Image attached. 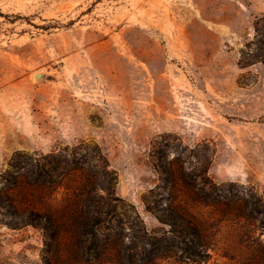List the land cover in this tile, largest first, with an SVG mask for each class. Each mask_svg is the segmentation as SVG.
<instances>
[{
    "label": "rangeland",
    "instance_id": "374dc122",
    "mask_svg": "<svg viewBox=\"0 0 264 264\" xmlns=\"http://www.w3.org/2000/svg\"><path fill=\"white\" fill-rule=\"evenodd\" d=\"M261 17L264 0H0V264H98L70 258L86 174L99 194L113 175L125 244L136 212L168 229L145 205L169 194L195 222L207 254L152 264L263 262L264 63L238 64Z\"/></svg>",
    "mask_w": 264,
    "mask_h": 264
},
{
    "label": "trees",
    "instance_id": "16d2710c",
    "mask_svg": "<svg viewBox=\"0 0 264 264\" xmlns=\"http://www.w3.org/2000/svg\"><path fill=\"white\" fill-rule=\"evenodd\" d=\"M251 61L264 63V17L257 18L253 36L247 39L240 49L238 64L242 67L250 64ZM161 155L164 154L161 152ZM77 161L78 159H71L73 169H81ZM113 180L112 175L106 184H102L104 193L99 194L95 191L98 185L96 178L92 174H86L87 187L79 193L67 216L73 246L76 249H82L81 253L75 252L70 257L74 263H88L90 258L85 256V253L90 250L94 253L98 264L102 262L104 264H152L156 259L175 254L177 251L185 253L188 257L207 254L206 244L196 241L200 236V230L191 217L177 208L170 194L166 196L165 206L160 209L156 206L150 207L149 203L145 205L146 210L153 213L159 222L168 226V229L155 237L147 230L136 212V222L130 229V241L125 244L122 219L115 213L116 203L121 201V198L112 188ZM163 180L166 184L173 182L171 174H165ZM32 182L36 180L32 178ZM155 209L160 212H156ZM29 215L34 216L32 219L43 230L54 229L50 232V236L56 237L58 220L55 217L45 211H32ZM147 245L150 247V253L145 258L142 251ZM244 264H264V260Z\"/></svg>",
    "mask_w": 264,
    "mask_h": 264
},
{
    "label": "water",
    "instance_id": "95a60500",
    "mask_svg": "<svg viewBox=\"0 0 264 264\" xmlns=\"http://www.w3.org/2000/svg\"><path fill=\"white\" fill-rule=\"evenodd\" d=\"M39 76V74H36V78Z\"/></svg>",
    "mask_w": 264,
    "mask_h": 264
}]
</instances>
